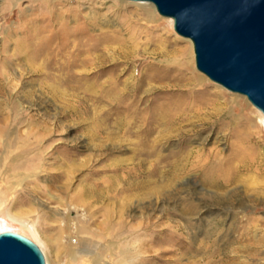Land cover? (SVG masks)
Returning <instances> with one entry per match:
<instances>
[{
    "label": "rangeland",
    "instance_id": "obj_1",
    "mask_svg": "<svg viewBox=\"0 0 264 264\" xmlns=\"http://www.w3.org/2000/svg\"><path fill=\"white\" fill-rule=\"evenodd\" d=\"M0 1L5 6L4 0ZM34 1L13 0L8 3L5 15L8 21L4 22L0 17V45L3 43L2 36L6 34L5 30L8 27L14 29V38L26 35L25 29H23L24 21L27 20L25 16L37 15L38 20L34 24H48L46 23L48 18L45 19L44 15L39 14L42 11L40 10L41 0ZM60 2L61 6H64L65 14H70V12L67 13L69 7L76 6L82 9L84 5L90 3L94 20L97 19L95 20L97 22H95V27L89 25L91 33L97 34L98 29L102 28L108 30L109 35L112 33L110 36L116 35L121 40L136 37V46L127 60L120 56L122 54L110 51L111 57L113 59L117 57L114 60L119 61L116 70L107 73V67H105V71L102 68L88 71V69L77 67L74 69V79H71L65 70H46L36 66V63L35 65L32 64L33 55L31 51L12 54L13 41H9L7 53L0 54V71H2V78L6 85L3 96L12 101L18 99L22 101L24 125H20L21 129L26 130L27 126H30L34 131H43L45 128H49L52 131L53 145L37 161L29 162L27 158L22 157L18 159L24 163V166L15 170L16 172L11 167V163L16 161L12 158L15 153L10 148L0 151V228L15 230V232L17 231V233L32 240L42 251L46 263L48 261L50 264H109L108 256L103 254L102 250L107 244L105 235L108 230L97 225L104 220V213L103 211L95 214L89 213L82 205L83 199H81L80 194L83 183L102 182L108 180L109 177L116 176L117 173L113 170L114 166L118 164L120 159H127L132 155V144L128 141L120 142V140L119 143L117 138H115L117 141L115 140L114 143V139L112 140L107 136L109 125L104 118L107 102L102 97V88L107 86L108 81L113 79L122 81L125 78H128L130 82L136 79L142 81L143 79L147 80V75H156L155 84L164 89L161 94H168L170 89L175 90L177 85L192 80L196 75L203 79L202 84L204 86L198 87L200 84L196 86L197 88H203L205 92H209L211 94L209 98L213 100L221 103L223 101L228 102L227 109L239 117L237 126L244 122L245 116L253 117L254 124L249 127V130H242L235 137H229V130L220 133L216 126H213V135L201 139L202 141L191 140V146L201 148L202 157H206V149H212L218 152L219 157L225 158L231 152L233 141L234 143L239 142V145L248 153L252 152L251 154H255L254 156L262 157L264 162V117L244 95L225 89L196 69L192 42L188 38L178 35L173 29L172 19L161 16L151 2L133 0H61ZM142 6L153 10L154 17L148 19L141 9ZM22 11L25 14L24 19L20 18ZM85 11L82 9V14H85ZM87 21V17L81 18L79 21L72 18L68 19L70 32L83 33L84 27L76 26L79 22ZM129 25L135 28H128ZM185 46H188L190 50L189 61L186 60V55L182 51ZM99 47L103 49L106 47L111 50L114 48L126 49L121 42L116 41L103 42ZM100 51V49L94 50L93 54L96 55ZM82 56L77 55V58H82ZM39 61L40 59L36 62ZM47 72L53 77L55 75L54 80L51 81L46 76ZM100 73L102 75L95 82L91 75ZM194 95L192 93V96ZM0 97H2L1 94ZM9 112L12 116L16 114L15 111ZM207 126L209 124L204 125V127ZM197 128L202 127L199 125ZM215 134H218L220 142L213 139ZM176 139L173 138L171 142H165L161 147V152L167 153L170 143H174ZM108 140H112L114 144L109 143ZM54 145L56 148H52ZM105 146L107 147L105 148ZM129 146L130 148H128ZM108 148L111 150L109 151ZM66 154H73L71 160L73 165L65 160ZM27 164H30L29 168L26 167ZM34 166L36 168L32 169L31 167ZM188 172L180 176V180L176 179L168 186L166 195L151 197L142 201L140 205L144 206L151 201L153 204L156 202L155 206L163 199L171 201L174 198L183 204L187 198L185 195L187 187H195L197 193L194 194V202H197L196 196L202 197L204 202L198 208L209 206L217 212L220 211V216H224L220 225L222 229L227 226L231 227V222H234L230 216L232 211L235 212L234 219L243 214L264 216L263 204L259 202L239 206L237 200H228L229 202L223 203L213 201L211 195L215 192L214 188L209 186L206 180L201 179L203 176L200 172ZM54 173H61V176L55 178ZM199 183L201 184L199 185ZM45 186L49 187L48 194L51 196L40 190ZM60 186L62 188H59ZM65 188H67L66 192L60 191V189ZM230 189L240 191L242 186L230 184L220 191L226 192L222 193L230 198L232 194ZM134 204L136 205L137 202H133L132 205ZM44 205L50 208H46ZM159 209L156 207L151 213L152 220L156 224L169 222L178 224L180 227L182 234L176 235L170 240L177 243L172 248L176 249L181 246L185 243V239L190 241V233L196 230L186 227V221L180 213L179 207L168 206L165 210ZM137 213L141 214V210ZM20 214L21 217L18 216ZM135 216L122 215L123 219L128 221L127 226L136 224L140 220V217L136 218ZM147 228L137 227L135 233L134 230L125 231L122 228V232L117 230V234L121 233L118 244L121 246L128 242L130 249H137L138 239L143 236L147 237V234L151 233L150 227ZM238 233V231L232 230L234 236H237ZM202 237L203 235L200 234L199 238ZM170 241L169 246L171 248ZM182 241L183 243H181ZM239 244L222 245L221 242H218V257L223 259L224 263H227L225 261L232 257L247 259L248 264H264L263 255H254L252 258H246V253L239 252L235 255L232 248L239 246ZM260 247L257 246V248ZM143 248H141V253L137 255V259H129V264L148 261L151 258L150 256L154 253H148L146 245ZM200 250L203 248L200 247ZM69 251L72 254H69ZM113 251L116 253L118 249L114 248ZM186 256L182 257L180 261L185 262ZM156 264H175V261L169 259L167 263L160 261Z\"/></svg>",
    "mask_w": 264,
    "mask_h": 264
},
{
    "label": "bare ground",
    "instance_id": "obj_2",
    "mask_svg": "<svg viewBox=\"0 0 264 264\" xmlns=\"http://www.w3.org/2000/svg\"><path fill=\"white\" fill-rule=\"evenodd\" d=\"M11 1L13 0H4L5 6L0 1V17L4 22L8 21L5 15L8 3H11ZM60 1L41 0L40 10L42 11L39 14L44 15L45 19L48 18L46 22L48 24L45 25L34 24L38 20L37 15L25 16L22 11L20 18L24 19L23 16H25L27 19L23 25L26 35L14 38V29L8 27L5 30L6 34L2 36L3 43L0 45V54L7 53L9 41L12 40V54L31 51L33 55L32 64L35 65L36 63V66L46 70H65L68 76H71V79H74V69L77 67L88 69V71L100 70L101 68L105 71V67H107V73L116 70L119 61H115L117 57L114 58L115 60L111 57L110 51L122 54L120 56L126 60L130 58L136 46V37L121 40L116 35L110 36L112 33L109 35L108 30L102 28L98 29L97 34H93L89 31V25L95 27V20L97 19L94 20V15L89 6L90 3L82 8L84 11L86 10L85 14H82V9L76 6L67 8V13L70 12V14H65L64 6H61ZM141 9L148 19L154 17V12L150 8L142 6ZM85 17L88 18V21L79 22L76 26L84 27L85 31L81 34L70 32L68 19L72 18L79 21ZM128 28L134 29L135 27L129 25ZM106 41L121 42L126 49L100 48L99 46ZM99 49L101 51L94 55L93 51ZM182 51L186 55V60L189 61V47L185 46ZM77 55L83 56L77 58ZM38 59L40 61L36 62ZM8 75L10 76V73ZM101 75V73L91 75V78L96 82ZM2 76V71H0V94L2 96L0 97V151L10 148L15 153L12 158L16 161L11 163V167L15 171L24 166L21 160L18 161L21 157L27 158L29 162L37 161L46 150L51 148L53 145L52 131L49 128H45L43 131H34L30 126H27L26 130L20 128V125L24 123L22 101L19 99L12 101L3 96L6 85ZM46 76L51 81L55 77V75L53 77L48 72ZM155 76L147 75V80L136 79L133 82H130L128 78L122 81L113 79L108 81L107 86L102 88V97L107 102L104 114V118L109 125L107 136L112 140L114 139V143L115 138H117L118 142L119 140L120 142L128 141L132 144V155L127 159H120L118 164L115 163L113 170L117 173L116 176L109 177L108 180L102 182L92 181L81 184L80 194L81 199H83V207L91 214L99 211L104 213V220L97 225L108 230L105 235L107 244L102 249L103 254L108 256V263L129 264V259H137V255L141 253V248L145 245L148 253L153 252L154 254L150 256V259L149 256L147 257L148 261L136 264H156L160 261L167 263L169 259H173L175 264L249 263L247 259L232 257L225 261L227 263H224L223 259L218 257V242H221L222 245L240 243L239 246L232 248L235 255L240 252L246 253V258H252L254 255L264 256V216L243 214L234 219L235 212L232 211L230 216L234 222H231V227H225V225V228L222 229L220 225L224 216H220V211L217 212L209 206L198 208L204 202L202 197L196 196L197 202H194V194L197 193L195 187L186 186L185 195L187 198H185L183 204L174 198L171 201L163 199L154 206L155 201L158 200V198H155L154 204L150 201L144 206L140 205L142 201L151 197H159L165 194L168 186L176 179L180 180L179 177L184 175L185 172L198 171L203 176L201 179L206 180L209 186L214 188L215 192L211 195L213 201L223 203L229 202L228 200H237L239 206L259 202L263 204L264 208V162L262 157L254 156L255 154H251L252 152L248 153L239 145V142L234 143L233 141L231 152L225 158L219 157L218 152L212 149H206V157H202L201 148L191 146V140H201L213 135V126H216L217 131L220 133L229 130V137H235L240 131L249 130V127L254 124L253 117L245 116L244 122L237 126L239 117L233 115L227 109V101H223L222 104L217 100H213L209 98V95H211L209 92L196 87L200 84L198 87L203 86V79L200 76L194 75L192 80L177 85L175 90L170 89L168 94H161L164 89L162 86L155 84L157 80V76ZM11 79L13 78L11 77ZM192 93L195 95L192 96ZM9 111H15L16 114L12 116ZM205 124H209V126L204 127ZM199 125L202 128H197ZM173 138H177L176 141L170 143L167 153H162L161 147L165 142H171ZM213 139L216 142L221 141L218 134H215ZM112 140H108L109 143ZM119 143L118 145H120ZM105 144L107 145L106 142ZM52 148H56V145ZM72 157L73 154H66L65 160L73 165L71 162ZM29 166L30 164L26 165L27 168ZM53 176L59 178L61 173H54ZM32 182L35 183L33 180ZM201 182L203 183V181ZM230 184L241 185L242 189L240 191L230 189L232 194L228 198L227 195L225 196L222 193L224 191L220 190ZM66 189H60V191L66 192ZM40 190L51 196L48 194V186L40 188ZM135 201L138 204H136L137 206L132 205ZM168 206L172 208L179 207L180 213L186 221V227L196 230L190 233V241L183 237L185 243L182 241L183 244L176 249L172 246L177 245V243L170 240L174 236L182 234L179 225L169 222L156 224L151 217L154 208L158 207L159 210H165ZM44 207L50 208L47 205H44ZM140 210L141 214H138L137 212H140ZM101 212L100 214L103 215ZM123 214L133 217L137 215L135 217H140V220L136 224L127 226L128 221L123 219ZM18 216L21 217V214ZM137 227H141V229L150 227L151 233L147 234V237L143 236L138 239L137 249H130L128 242L120 246L118 238L121 233L117 234V230L121 231L122 228L125 231L134 230L135 233ZM4 230L15 231L0 228V231ZM232 230L238 231V235L234 236ZM200 234L203 235L202 238H199ZM169 241L171 242V248ZM255 245L261 247L257 248ZM200 247L203 250H200ZM114 248L118 249L116 253L113 251ZM69 254H72V252L69 251ZM185 255H187L186 261L181 262V258ZM46 264L50 263L47 261Z\"/></svg>",
    "mask_w": 264,
    "mask_h": 264
},
{
    "label": "water",
    "instance_id": "obj_3",
    "mask_svg": "<svg viewBox=\"0 0 264 264\" xmlns=\"http://www.w3.org/2000/svg\"><path fill=\"white\" fill-rule=\"evenodd\" d=\"M149 1L193 45L195 67L225 89L244 95L264 116V0ZM0 264H46L24 235L0 231Z\"/></svg>",
    "mask_w": 264,
    "mask_h": 264
}]
</instances>
